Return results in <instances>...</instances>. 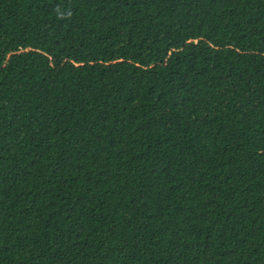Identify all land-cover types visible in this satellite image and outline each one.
Returning <instances> with one entry per match:
<instances>
[{"label": "trees", "instance_id": "obj_1", "mask_svg": "<svg viewBox=\"0 0 264 264\" xmlns=\"http://www.w3.org/2000/svg\"><path fill=\"white\" fill-rule=\"evenodd\" d=\"M0 264H264V0H0Z\"/></svg>", "mask_w": 264, "mask_h": 264}]
</instances>
